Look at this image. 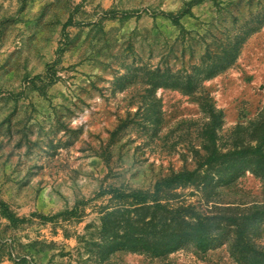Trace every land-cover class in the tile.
I'll return each mask as SVG.
<instances>
[{"label":"rangeland","instance_id":"rangeland-1","mask_svg":"<svg viewBox=\"0 0 264 264\" xmlns=\"http://www.w3.org/2000/svg\"><path fill=\"white\" fill-rule=\"evenodd\" d=\"M263 130L264 0H0V264H241L113 251L105 192L211 166L178 200L264 247Z\"/></svg>","mask_w":264,"mask_h":264},{"label":"trees","instance_id":"trees-1","mask_svg":"<svg viewBox=\"0 0 264 264\" xmlns=\"http://www.w3.org/2000/svg\"><path fill=\"white\" fill-rule=\"evenodd\" d=\"M261 138L260 143L240 148L234 154L244 157L251 151L264 165V130ZM219 157L214 148L205 156L204 163L215 164ZM200 165L192 170L183 169L162 177L152 191L110 186L105 193H110V199L117 200L118 204L116 210L106 212L103 221L104 231L109 232L111 237L112 250H131L160 256L192 247L195 251L197 249L205 253L218 245L216 242L227 230V233L235 235L232 254L241 264H264V247L258 248L243 240L248 225L246 219L235 215H197L193 205L178 200V189L194 184L211 169L208 166L201 171ZM0 211L12 224L23 221L3 201H0Z\"/></svg>","mask_w":264,"mask_h":264}]
</instances>
